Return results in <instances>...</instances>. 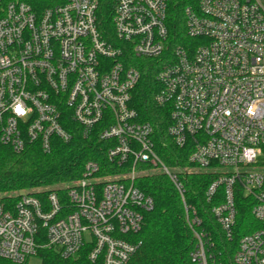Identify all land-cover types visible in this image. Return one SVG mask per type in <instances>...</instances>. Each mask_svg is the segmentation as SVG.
<instances>
[{
  "label": "built area",
  "instance_id": "2783aa9c",
  "mask_svg": "<svg viewBox=\"0 0 264 264\" xmlns=\"http://www.w3.org/2000/svg\"><path fill=\"white\" fill-rule=\"evenodd\" d=\"M110 4L111 32L98 22ZM171 0H65L42 10L0 0V156L27 145L49 152L68 144L72 122L105 142L104 164L89 161L65 194H22L0 201V260L31 264L39 249L62 259L87 249L91 263L129 264L141 247L144 213L154 202L136 185L165 175L181 199L195 247L193 264H229L185 201L181 176L210 173L211 215L227 241L236 197L251 201L259 227L240 238L231 264H264V0H192L183 10L185 45L172 46ZM138 59L163 63L159 106L170 109L168 135L190 146V167L158 157L153 129L139 122L131 94ZM39 241V242H38Z\"/></svg>",
  "mask_w": 264,
  "mask_h": 264
},
{
  "label": "trees",
  "instance_id": "16d2710c",
  "mask_svg": "<svg viewBox=\"0 0 264 264\" xmlns=\"http://www.w3.org/2000/svg\"><path fill=\"white\" fill-rule=\"evenodd\" d=\"M12 1V0H6ZM29 4L34 10L62 4L65 0H17ZM192 0H171L167 9V28L172 46L185 45L183 10ZM110 4L103 2L98 22L101 30L111 32ZM140 72V79L131 94V107L137 112L138 120L151 125L155 152L169 168L190 167L188 156L190 146L179 148L167 133L170 125V109L156 103L160 85L157 75L163 63L159 60L138 59L132 63ZM73 138L68 144L56 141L49 152H43L37 145H27L16 154L8 148H1L0 156V201L16 200L26 194L43 197L51 192L61 195L77 182L89 161L104 164L105 142L96 134L84 138L81 128L72 122ZM185 187V201L191 205L203 221V227L213 236L216 249L221 252L224 263L231 264L241 237L259 227L251 216V201L241 193L236 197L237 220L231 241H227L211 215V208L223 201V195L207 201L206 190L213 181L210 173H192L181 176ZM136 185L151 197L153 210L144 213L143 225L138 234L141 247L129 264H193L190 254L195 242L184 217L182 202L169 179L154 173L140 178ZM39 242V241H38ZM37 256L42 264H100L87 259V249L71 259H62L54 250L39 249ZM0 264H9L0 260Z\"/></svg>",
  "mask_w": 264,
  "mask_h": 264
},
{
  "label": "rangeland",
  "instance_id": "374dc122",
  "mask_svg": "<svg viewBox=\"0 0 264 264\" xmlns=\"http://www.w3.org/2000/svg\"><path fill=\"white\" fill-rule=\"evenodd\" d=\"M30 263H31V264H38L39 261H38V259H32Z\"/></svg>",
  "mask_w": 264,
  "mask_h": 264
}]
</instances>
